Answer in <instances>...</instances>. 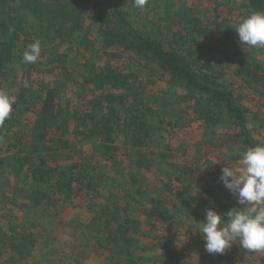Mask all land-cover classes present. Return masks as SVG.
Listing matches in <instances>:
<instances>
[{
    "label": "trees",
    "instance_id": "obj_1",
    "mask_svg": "<svg viewBox=\"0 0 264 264\" xmlns=\"http://www.w3.org/2000/svg\"><path fill=\"white\" fill-rule=\"evenodd\" d=\"M215 2L217 9L221 1ZM183 4L147 0L137 9L132 0H0V88L17 98L0 126V140L10 146L0 153L1 208L31 204L57 212L78 197L92 213L78 225L83 246L104 255V264H175L190 257L170 231L185 217L214 208L218 193L205 176L200 149L192 159H165L168 117L187 114L183 104L191 102L203 125L227 123L245 150L264 144L253 135L242 102L248 96L264 105V60L239 47L235 23ZM243 7L244 16L264 11V0H245ZM93 24L104 47L129 55L125 64L98 61ZM36 40L63 84L76 81L74 73L79 77V105L63 110L55 84L17 82L19 45L26 49ZM145 63L155 65L156 80L165 83L160 93L150 92L148 79L140 91L133 78L134 71H146ZM32 66L37 62L26 67ZM28 112L35 119L24 123ZM92 139L100 156L95 163L81 146ZM120 139L126 159L117 156ZM157 161L167 162L173 177L144 184L138 171L149 172ZM220 171L214 165L211 173ZM218 205V213L231 209ZM2 216L0 264H24L35 257L40 233L18 216ZM242 249L233 248L248 258Z\"/></svg>",
    "mask_w": 264,
    "mask_h": 264
},
{
    "label": "rangeland",
    "instance_id": "obj_2",
    "mask_svg": "<svg viewBox=\"0 0 264 264\" xmlns=\"http://www.w3.org/2000/svg\"><path fill=\"white\" fill-rule=\"evenodd\" d=\"M181 1L184 3L183 5L197 6L202 10H207V8H209L210 11L208 12V16L211 15L213 17L219 15L220 18L225 17L229 21L235 23L236 26L245 15V9L243 7L245 0H229V2L227 0H220L221 3L217 9H214L217 4L215 2L216 0ZM92 36L96 42L98 61L101 64L109 63L121 65L123 63L125 64L128 58H130L129 55L123 53L120 49H109L104 47L100 41V37H98L96 24H93ZM46 46L49 47L48 45ZM239 47L243 51L249 52L264 60V48L250 46L242 47L240 44ZM19 51L21 57L19 56L17 61V82L22 83L24 81L26 85H30V83L32 84L33 82L36 85L35 88L41 83L55 84L59 89V101L63 110L67 108L71 109L81 103V84L78 83L77 80L79 77L75 75V73L73 76L76 77V81L74 80L63 84L55 74L51 60L46 58L47 55L42 53V51L36 61L37 66H32L30 68L31 70L26 67L28 64L22 61L25 51L24 44L19 45ZM116 54H120V56ZM80 56L83 58L82 54ZM141 67H143L142 70L146 71H143V73L134 71L133 73V78L139 81L137 85L140 91L143 90L140 84H145L147 81L145 79L149 80V83H147L148 87H153V90L150 91L151 93H160V91L166 88L163 81L156 80L158 73L154 72V70H156L155 65L145 63ZM154 80H156V82L152 83ZM8 89L11 91L15 90V86L10 85ZM145 95L150 101L153 100L152 96ZM242 102L250 109L249 118L253 128V135H255L258 141L264 143V105L256 104V101L251 100L248 96H246ZM191 105V102L183 104L187 114H171V116L168 117L170 123L163 131V135L167 138L170 148L166 150L167 157L165 159L169 161L192 159L196 151L200 149L205 176L212 183L211 185L215 186L218 193V196H216L217 202L214 203V209L218 212V202L219 204L228 203L230 208L236 207L238 205L236 204L235 197L219 181L221 171L217 172L218 174L211 172L214 165H217L220 169L225 166L238 167V161L243 157L246 148L238 140L236 141L235 138H232L235 134V130L227 123L215 127L203 125L197 119ZM176 107L179 108L180 106L178 107L176 105L173 108ZM34 119L35 114L28 112L25 118H23V122H33ZM16 128L17 130L22 129V127L20 128L19 126ZM95 143V139L83 141L81 143V146H83L86 151L85 155L88 157L87 159L94 163L96 162L95 160L100 159V156L96 152H93V145ZM117 144L121 148L117 154L118 158L126 159L125 154L128 148L123 145L121 139L117 141ZM9 148L10 146L7 141L0 140V153L8 151ZM138 174L144 184L149 182V184H156L155 182H159V180H169L173 177L172 168L165 161H157L152 170L149 172L138 171ZM214 175H217V179L214 178ZM11 185L14 190L15 184L12 182ZM6 188L7 185H3L1 190ZM82 192L84 193L83 189H81L79 193ZM83 193L78 194V196H82ZM84 201L78 197L74 200H67L65 202L66 204L63 203L60 205L59 211L57 212H55L52 207L45 208L44 206H35L31 204L27 206L10 205L8 208L0 207V227L6 222V220L2 219V215L8 212L20 217L29 224H33L34 230L40 233L42 243L37 247L35 257H31V259L24 264H76L78 260L85 264H104V255L94 256L90 249L85 251V246H83L80 237L81 228L78 227V225L80 222L83 223L85 219H89L92 215ZM193 205L195 204L193 203ZM205 212L204 209V211L195 214L193 218L185 217L184 222L182 221L175 224L170 231V236L174 244L179 248L184 247L187 249V253L190 255L186 260L177 261L175 264H212L218 261H225V259H229V257L237 260V264H264V250L248 251L244 249L248 254L246 255L248 258H244L238 253L239 250H233V248L240 247L238 241L233 243V246L230 247L232 249H226L223 254L208 253L205 250V242L202 238V234L197 231L201 226L199 222L205 219ZM82 250H84L85 254ZM59 257L60 259H58Z\"/></svg>",
    "mask_w": 264,
    "mask_h": 264
},
{
    "label": "clouds",
    "instance_id": "obj_3",
    "mask_svg": "<svg viewBox=\"0 0 264 264\" xmlns=\"http://www.w3.org/2000/svg\"><path fill=\"white\" fill-rule=\"evenodd\" d=\"M147 0H132L142 9ZM32 19V18H30ZM238 42L243 46L264 48V11L244 16L235 27ZM41 53L39 40L27 45L22 61L32 64ZM17 98L0 88V126L9 119ZM238 167H222L219 181L235 197L238 206L226 213L207 208L205 219L197 230L202 234L205 250L223 254L236 241L248 251L264 250V144L246 150Z\"/></svg>",
    "mask_w": 264,
    "mask_h": 264
}]
</instances>
